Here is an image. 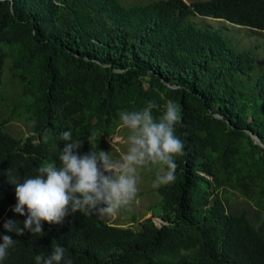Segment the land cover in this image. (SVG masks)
Instances as JSON below:
<instances>
[{"label": "trees", "instance_id": "trees-1", "mask_svg": "<svg viewBox=\"0 0 264 264\" xmlns=\"http://www.w3.org/2000/svg\"><path fill=\"white\" fill-rule=\"evenodd\" d=\"M193 16L264 34V0L129 7L118 0H0V237L17 241L0 264H36L56 244L71 264H264L263 223L230 212L224 197L236 194L264 216V70L251 80L252 53L233 52L218 31L187 24ZM4 69L19 88L11 105ZM168 100L181 111L175 134L185 149L175 158V181L157 189L165 225L150 216L133 230L78 211L61 224L42 223V236L5 233L6 220L22 225L27 218L12 211L9 178L33 177L44 163L59 167L61 133L83 141L81 154L102 151L121 112L154 101L158 119ZM21 118L28 124L23 139L5 130Z\"/></svg>", "mask_w": 264, "mask_h": 264}, {"label": "clouds", "instance_id": "clouds-1", "mask_svg": "<svg viewBox=\"0 0 264 264\" xmlns=\"http://www.w3.org/2000/svg\"><path fill=\"white\" fill-rule=\"evenodd\" d=\"M157 107L154 101H149L142 110L120 113L121 127L128 134L124 138L127 150L119 159H113L110 152L98 150L81 154L83 141L74 140L70 130L61 133L65 146L60 150L59 167L44 163L33 177L9 178L15 186L17 201L12 211L20 216L26 214L27 218L22 225L19 221L6 220L5 233L17 237L25 232L42 236V223L61 224L66 216L78 211L114 217L136 198L138 169L146 165L160 166L154 187L173 183L175 158L182 156L185 149L184 142L175 134L181 111L168 100L157 119L153 115ZM16 243L12 235L0 237V261L6 259ZM65 254L66 249L56 244L49 254H37L35 261L36 264H61L62 261L71 264L65 260Z\"/></svg>", "mask_w": 264, "mask_h": 264}, {"label": "rangeland", "instance_id": "rangeland-1", "mask_svg": "<svg viewBox=\"0 0 264 264\" xmlns=\"http://www.w3.org/2000/svg\"><path fill=\"white\" fill-rule=\"evenodd\" d=\"M155 0H118V2L124 6L129 7L133 5H145ZM186 4L194 1L204 0H182ZM187 24H190L199 29H206L212 31H218L227 41L229 49L233 52L250 51L255 58L254 67L249 75L252 79L258 77L264 70V34L261 32L252 31L249 28L235 26L218 19H211L199 16L189 17ZM235 80L242 81V87L247 88L250 85L249 81L245 80V77L236 76ZM3 84H4V97L7 105L13 104L19 95V88L14 85L9 77L8 73L4 69L3 71ZM2 113V109H0ZM5 130L17 138H25L28 135V124L24 120L18 119L10 122ZM116 135L111 138H106V146L102 151L110 152L113 159H119L120 156L127 150V145L124 143V138L127 136V130L120 127L116 132ZM160 166L146 165L138 169V192L136 198L131 204L125 208H122L120 212L114 217L105 216L107 223L118 227H130L136 230V223L140 222L150 216L155 226H158L155 220L159 219L157 216L160 214V197L157 193L159 187H154V181L157 174L160 172ZM224 197L227 200L229 211L233 213H242L246 216L248 221L253 225L258 226L263 223L264 216L253 207L252 203L246 199L239 197L236 194L224 192ZM257 212V213H256Z\"/></svg>", "mask_w": 264, "mask_h": 264}, {"label": "water", "instance_id": "water-1", "mask_svg": "<svg viewBox=\"0 0 264 264\" xmlns=\"http://www.w3.org/2000/svg\"><path fill=\"white\" fill-rule=\"evenodd\" d=\"M216 117H218V116H216ZM248 135H249V137H250V139L253 141V143H255V144H257V145H260V143H259V140L257 139V137L256 136H254V135H252V134H250V133H248ZM261 146V145H260ZM157 221V224H158V227L160 226V225H165L166 223H164V222H162V220L159 218V219H157V220H155V222ZM154 222V221H153ZM155 224V223H154Z\"/></svg>", "mask_w": 264, "mask_h": 264}, {"label": "built area", "instance_id": "built-area-1", "mask_svg": "<svg viewBox=\"0 0 264 264\" xmlns=\"http://www.w3.org/2000/svg\"><path fill=\"white\" fill-rule=\"evenodd\" d=\"M120 127H121V125L117 128V130H118ZM117 130H116V131H117ZM114 135H116V134L114 133V134L108 136L107 138L109 139V138H111V137H114Z\"/></svg>", "mask_w": 264, "mask_h": 264}]
</instances>
